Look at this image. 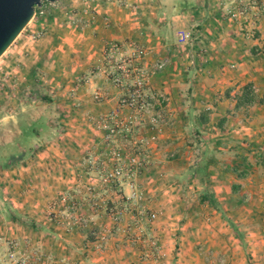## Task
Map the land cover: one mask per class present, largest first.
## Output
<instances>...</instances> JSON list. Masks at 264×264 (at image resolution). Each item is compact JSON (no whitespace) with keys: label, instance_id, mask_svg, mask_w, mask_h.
Returning a JSON list of instances; mask_svg holds the SVG:
<instances>
[{"label":"rangeland","instance_id":"1","mask_svg":"<svg viewBox=\"0 0 264 264\" xmlns=\"http://www.w3.org/2000/svg\"><path fill=\"white\" fill-rule=\"evenodd\" d=\"M227 1L59 0L45 1L35 9L27 26L0 57V76L5 79L0 86V264H13L8 260L10 250H15L17 258L26 260L25 264L42 256L37 254L36 248L29 252L28 245L21 241L22 232L26 228L30 230L34 219L30 217L25 228L22 215H14L9 205L20 203L22 165L37 158L39 149L59 141L62 134L67 133L75 116L73 113L80 107L74 101L76 89L86 85L93 75H103L120 91V96L114 108L92 122L100 136L92 139H98L100 149L86 154L78 167L79 180L74 187H77L76 195L83 196V202H78L81 207L75 202V192L65 191L57 199L47 198L44 206L52 212L46 214V221L58 228L54 231L59 233L85 230L96 252L105 251L119 235H124L131 246L138 247V235L131 231H138L141 220L148 221L147 216L152 213L145 209L151 201L144 193L148 186L141 184L137 174L136 193L138 188L142 193L138 201V196L130 198L129 188L124 183L120 187L105 184L97 176L98 171L114 166L112 148L138 157V138H149L166 127L167 100L159 98L157 101L158 96L147 89L155 98L147 102L149 109L138 112V105L121 107L119 101L137 74L133 72L135 68H148L160 61L169 63L172 51L175 61L184 56L182 62L194 63L206 47L220 45L223 38L238 41L231 38V28L223 18ZM82 22L88 25L82 28ZM263 25L264 22L262 28ZM155 44L159 48H155ZM247 44L250 43L243 45ZM259 44L264 45L263 38ZM138 50L143 51V55L138 56ZM180 51L183 55L178 54ZM94 92L99 93V101L94 99ZM91 98L96 103L103 101L99 90L93 91ZM157 116L159 122L153 123ZM106 123L120 130L114 143L106 144L104 140ZM126 146L132 147L134 153L124 151ZM149 149L144 152L145 165L150 159ZM166 156L165 159L173 158L174 154ZM88 157L94 159V166L86 165ZM208 173L209 189L218 210L198 202L203 190L197 182V192H192L191 187L188 194L189 179L174 183L179 199L184 201L174 210L177 219L167 264H264V165L242 167L239 179L229 173L225 183L217 182L215 167ZM234 180L242 183L238 184V191L231 184ZM167 182L172 183V180ZM162 184L167 185L165 181ZM109 191L121 196L122 207L114 208L116 202L108 198L102 205L110 223L105 227L92 226L91 218L80 214L84 211L85 198L100 203L101 195L105 197ZM220 193L224 196L218 197ZM140 210L142 215L138 213ZM32 235L35 244L37 234L32 231ZM145 237L152 245L151 236ZM159 249L155 244L147 247L149 255L144 262L152 263ZM153 264L162 263L154 261Z\"/></svg>","mask_w":264,"mask_h":264},{"label":"crops","instance_id":"2","mask_svg":"<svg viewBox=\"0 0 264 264\" xmlns=\"http://www.w3.org/2000/svg\"><path fill=\"white\" fill-rule=\"evenodd\" d=\"M261 34L264 44V25ZM221 42L206 47L194 63L182 62L184 56L175 61V52H170L169 63L148 80V91L167 99L168 122L160 133L151 135L155 139L149 147L150 159L138 178L141 184L148 186L144 193L151 201L145 205L146 211L157 214L154 222L141 220L138 231H131L138 235V247L131 246L124 235H119L105 251L96 252L85 230L59 233L54 231L58 228L51 227L46 221V214L52 212L44 206L47 198L57 199L65 191L75 192V202L81 207L78 202H83V196L76 195L78 191L74 187L79 180L78 167L86 154L100 149L98 139L94 138L96 142L92 139L93 136L100 138L92 122L114 108L120 96V91L103 75H93L86 85L76 89L74 101L80 107L73 113L75 116L67 133L62 134L59 141L39 149L37 158L24 162L19 171L23 180L20 203L13 207L9 205L14 215H22L25 228L29 218L34 219L29 225L30 230L26 228L22 232L21 241L28 245L29 252L36 248L37 254L43 257L35 262L31 260L30 264H133L135 261L148 264L144 262L149 255L147 247L153 244L160 248L154 261L167 264L172 231L176 226L174 220L177 219L174 210L184 201L175 191V181L189 179L188 194L191 187L192 192L198 190L192 169L200 163L205 166L208 178H211L208 172L216 168L219 183H225L229 173L239 179L242 167L264 165V52L259 51L264 45H243L229 38H223ZM155 48H159L157 44ZM182 51L178 54L183 55ZM247 86L255 87L257 92L244 98ZM95 90L103 95L101 103L91 98ZM126 149L124 151L134 153L132 147L126 146ZM168 153L174 157L165 159ZM169 180L172 183H168ZM163 181L167 185L162 184ZM231 184L238 191V184L242 183L234 180ZM119 197L113 191L105 197L101 195L100 203L84 197L86 203L80 214L89 216L92 226L105 227L110 221L102 203L109 198L116 202L114 208H121L124 201ZM32 231L37 234L35 244L32 243ZM145 235L151 236L152 245L148 244Z\"/></svg>","mask_w":264,"mask_h":264},{"label":"built area","instance_id":"3","mask_svg":"<svg viewBox=\"0 0 264 264\" xmlns=\"http://www.w3.org/2000/svg\"><path fill=\"white\" fill-rule=\"evenodd\" d=\"M227 6L223 9V18L228 22L231 28V38L238 40L242 43H259L262 38L261 26L264 22V0H228ZM39 9V7L37 8ZM88 25V23H81L82 28ZM116 50V46H111ZM260 52H264V47H259ZM143 55V51L138 50V56ZM166 61H160L153 64L151 67H138L135 68L133 72H137L136 76L131 80L128 85L126 93L121 97L119 103L121 107H134L138 105L139 110L149 109L150 104L147 102L154 98V95L147 93V84L151 75L155 72H160L166 66ZM125 76L129 77V74ZM4 78L0 76V86ZM251 95L257 92L255 87H250ZM94 99H100L98 92H94ZM157 101L161 98V101L167 100L163 95H157ZM155 99V98H154ZM153 99V100H154ZM117 112H119L117 110ZM162 121V120H161ZM153 123H158V116L155 118ZM105 137L104 140L106 144L114 143L115 137L120 130H115V125H109L106 123ZM154 137H139L138 138V157L134 154H125L121 149L116 147L111 149L110 155L113 158L114 166L111 169L98 171L97 178L99 181L105 184H114L118 187L122 186L124 183L130 192V198H137L138 201L142 197V193L138 188V194L136 193L135 179L138 174L145 168L144 159L147 157L144 152L149 148V145L154 141ZM143 155V156H142ZM124 159V160H123ZM86 165L92 167L95 165V161L92 157H88L86 160ZM139 215L143 212L138 211ZM157 214L152 212L147 216L149 222L155 221ZM8 260L13 264H25L26 260L17 258L15 256V250L9 251Z\"/></svg>","mask_w":264,"mask_h":264},{"label":"water","instance_id":"4","mask_svg":"<svg viewBox=\"0 0 264 264\" xmlns=\"http://www.w3.org/2000/svg\"><path fill=\"white\" fill-rule=\"evenodd\" d=\"M59 0H0V57L11 46L43 2Z\"/></svg>","mask_w":264,"mask_h":264},{"label":"trees","instance_id":"5","mask_svg":"<svg viewBox=\"0 0 264 264\" xmlns=\"http://www.w3.org/2000/svg\"><path fill=\"white\" fill-rule=\"evenodd\" d=\"M251 96L250 87L247 86L244 90V98H248ZM35 132V131H34ZM32 135H35L36 133H31ZM14 164L15 162L12 161ZM205 166L203 164H198L192 169V176L196 180L197 184L202 188L203 192H201L199 201L201 203H206L216 210H218V203L215 200V196L213 192L209 189V183L207 176L205 174Z\"/></svg>","mask_w":264,"mask_h":264}]
</instances>
